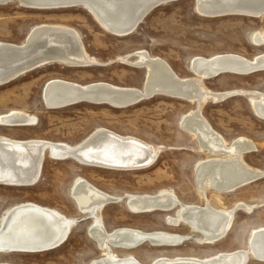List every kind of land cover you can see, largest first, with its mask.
Wrapping results in <instances>:
<instances>
[{"label":"rangeland","instance_id":"rangeland-1","mask_svg":"<svg viewBox=\"0 0 264 264\" xmlns=\"http://www.w3.org/2000/svg\"><path fill=\"white\" fill-rule=\"evenodd\" d=\"M44 24L66 25L76 30L87 52L105 66L70 67L53 63L0 86V115L25 111L37 116L31 127L0 126V136L18 140L42 139L70 145L81 143L99 128L122 136L141 139L161 152L156 164L137 171H116L82 166L73 160L56 161L47 156L40 181L31 187L0 185V226L6 215L24 204H37L60 211L68 217H82L72 199L71 190L78 178L112 196L156 195L172 190L184 204L204 206L198 196L196 169L208 160L207 152L182 128V120L197 108L190 101L157 95L127 108L105 104L79 103L60 109L48 108L43 100L46 84L62 79L82 85L105 82L119 87L142 88L147 70L122 64L119 59L138 51L167 61L183 79L195 77L192 61L197 57L235 54L247 59L264 54L254 35L264 32V17L228 15L204 17L196 10L195 0H180L154 9L131 35L115 36L104 30L84 7L33 9L17 1L0 6V42L24 45L31 31ZM135 61L136 57H131ZM109 62H113L112 64ZM215 92L255 90L264 92V71L252 74H222L205 80ZM203 116L227 141L244 137L257 148L245 155L248 165L264 170V120L257 117L247 96H230L222 102L209 100ZM212 191L208 192V197ZM109 203L103 210L108 232L135 229L143 232H168L188 236L190 227L172 226L171 213L153 211L135 214L125 201ZM228 208L247 203L255 209L236 212L226 237L214 245H199L192 239L175 247H154L146 243L136 249H116L120 257L129 255L142 264H154L164 258L209 259L251 246L256 230L264 229V176L234 192L223 195ZM91 218H80L64 244L44 252H0V264H92L105 257L89 235ZM252 256V255H251ZM248 264H264L252 258Z\"/></svg>","mask_w":264,"mask_h":264},{"label":"bare ground","instance_id":"bare-ground-1","mask_svg":"<svg viewBox=\"0 0 264 264\" xmlns=\"http://www.w3.org/2000/svg\"><path fill=\"white\" fill-rule=\"evenodd\" d=\"M1 1L4 3L0 6L9 4L8 0ZM14 1L23 7L33 9L71 8L68 6L41 8L37 5L64 1L81 2L93 12L94 10L99 12L97 14L95 12L98 21L93 18L104 30L119 37L133 34L134 32H129L136 26L133 24L156 2H161L160 6L172 3L168 2L170 0ZM195 5L200 15L209 18L228 15L264 17V0H195ZM125 31L126 33H123ZM253 39L257 45L264 44V32H257ZM131 57H136V60H131ZM119 62L147 70V78L142 88L119 87L105 82L82 85L54 79L49 81L50 84L46 88L44 87L48 108H55L66 98L76 95H84L86 98L102 97L108 100L102 104L113 107L112 103H126L125 108L157 95L195 103L197 108L187 114L181 124L183 130L198 142L199 149L209 155L208 160L197 167L195 174L198 196L206 204L204 206L184 204L172 190H164L156 195L129 194L124 200V197L112 196L96 188L86 179L78 178L72 186L71 195L82 217H68L58 210L37 204L18 206L6 215L4 224L0 226V252H44L27 250L40 249L60 239L69 238L80 218L86 217L93 220L89 231L90 237L105 254L104 258L95 260L92 264H142L133 255L120 257L116 249L132 250L146 243L154 247H175L190 239L199 245H214L224 239L232 228L237 210L243 209L251 213L255 209L247 203H239L233 209L228 208L223 195L264 176V170L254 168L245 161V155L257 148L256 143L244 137L232 142L227 141L203 116L202 108L209 100L218 103L230 96L242 95L248 97L257 117L264 120V92L255 90L215 92L205 84V80L212 79L210 76L226 68L245 72L248 68L254 67L258 69L257 72L264 71V54L251 60L235 54L212 58L197 57L191 66L195 77L187 79L181 78L167 61L152 57L148 51H138L133 56L122 57ZM53 63L70 67L107 65L91 56L80 34L66 25H39L31 31L24 45L0 42V84L7 81L4 77L9 74H13L11 77H16L14 79L16 80ZM35 64L42 65L34 70H28L29 66ZM11 77L9 79H12ZM37 120L35 115L15 110L0 115V126L31 127L37 124ZM160 152V147L104 128L97 129L76 145L0 136V185L12 187L36 185L41 179L47 156L56 161L73 160L82 166L137 171L154 166ZM209 191H212V195L207 198ZM115 199L124 200L128 209L135 214L153 211L171 213L178 209L176 216H169V224L172 226L185 224L190 227L191 233L183 236L163 231L147 233L128 228L110 233L105 224L103 210L109 203L120 202H113ZM250 243L248 249L218 254L209 259L164 258L154 264H248L252 258L264 262V229L254 231Z\"/></svg>","mask_w":264,"mask_h":264},{"label":"water","instance_id":"water-1","mask_svg":"<svg viewBox=\"0 0 264 264\" xmlns=\"http://www.w3.org/2000/svg\"><path fill=\"white\" fill-rule=\"evenodd\" d=\"M14 0H8L7 3H10V2H13ZM176 1H180V0H170L168 2H176ZM4 3V1H1L0 0V4ZM162 3L161 2H156L155 5L152 7V8H149L146 12L143 13V16H141V18H139V20H137L133 25H136L133 29H131L129 32L132 33V32H135L136 28L138 27V25H140L143 20L148 16V14L150 12H152L156 7L160 6ZM38 7H52V8H58V7H64V6H68V7H86L84 4H82L81 2H72V1H64V2H54V3H48V4H43V5H37ZM87 8V7H86ZM88 9V12L96 19L95 17V12L96 14L99 13L97 10H91L89 8ZM97 20V19H96ZM98 21V20H97ZM121 30H124V29H121ZM123 33H126L123 32ZM54 61V60H52ZM44 64V63H42ZM42 64H35L34 66H29L30 68H28V70H31V69H36L38 67H40ZM39 65V66H38ZM258 69L254 68V67H250L248 68V70H246L245 72L244 71H238V70H233V69H230V68H226V69H222L220 70L218 73L214 74L213 76H210L211 78H215V77H218L222 74H227V73H230V74H252V73H255L257 72ZM27 71V70H26ZM11 76H13V74H9L7 76L4 77L5 79V83H2L0 84L1 86L9 83L10 81L14 80L16 77L12 78ZM9 77H11L12 79H9ZM50 83L48 82L47 85L45 86V88L49 85ZM45 88H44V91H43V100H44V103L47 107L48 104L46 103V100H45V97H44V92H45ZM81 95V94H80ZM106 101L108 100H104V98L102 97H92V98H86L84 97V95H81V96H72V97H69V98H66L65 101H63L60 105L56 106L55 108H52V109H60V108H66V107H70V106H73V105H76V104H79V103H84V102H87V103H93V104H102V103H105ZM110 103V102H108ZM114 107L116 108H125L126 107V103H121V104H113ZM113 202H118L120 200H112ZM68 238H64V239H60L58 240L57 242H55L54 244L50 245V246H47V247H43V248H40V249H32V250H27V251H41V250H44V251H49V250H52V249H55L59 246H61L62 244H64L66 242ZM16 251H22V250H17V249H14ZM12 250V251H14Z\"/></svg>","mask_w":264,"mask_h":264}]
</instances>
